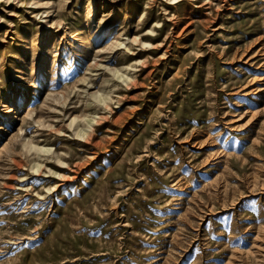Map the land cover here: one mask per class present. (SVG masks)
Masks as SVG:
<instances>
[{"label":"rangeland","instance_id":"1","mask_svg":"<svg viewBox=\"0 0 264 264\" xmlns=\"http://www.w3.org/2000/svg\"><path fill=\"white\" fill-rule=\"evenodd\" d=\"M0 264H264V0H0Z\"/></svg>","mask_w":264,"mask_h":264},{"label":"bare ground","instance_id":"2","mask_svg":"<svg viewBox=\"0 0 264 264\" xmlns=\"http://www.w3.org/2000/svg\"><path fill=\"white\" fill-rule=\"evenodd\" d=\"M89 121H90V120H89ZM85 132H86V131H84V133H85ZM84 133H83V134H84Z\"/></svg>","mask_w":264,"mask_h":264}]
</instances>
